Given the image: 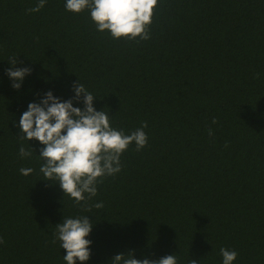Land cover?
Instances as JSON below:
<instances>
[{
    "label": "trees",
    "instance_id": "obj_1",
    "mask_svg": "<svg viewBox=\"0 0 264 264\" xmlns=\"http://www.w3.org/2000/svg\"><path fill=\"white\" fill-rule=\"evenodd\" d=\"M38 2L0 0V264H67L56 225L84 215L91 255L77 264L129 251L222 264V247L238 252L233 264H264V0H158L147 40L113 39L66 0L26 12ZM13 56L32 69L18 90L5 71ZM78 80L113 128L147 122V145L122 153L91 212L42 179L44 146L19 137L30 102L49 90L72 99Z\"/></svg>",
    "mask_w": 264,
    "mask_h": 264
},
{
    "label": "clouds",
    "instance_id": "obj_2",
    "mask_svg": "<svg viewBox=\"0 0 264 264\" xmlns=\"http://www.w3.org/2000/svg\"><path fill=\"white\" fill-rule=\"evenodd\" d=\"M45 3L46 0H39L36 6L26 9V12H39ZM157 3L158 0H66L65 9L74 13L90 10L97 30H108L113 39L125 37L136 40L139 37L140 40H147L150 38L148 27L152 23ZM16 57L9 58L12 67L5 71L12 81L11 86L18 90L32 69L16 67L20 63ZM73 91L75 96L66 101H61L49 90L39 103L30 102L19 119V137L28 142L35 139L44 146L39 152L43 160L39 169L42 179L58 181L64 195L73 199L76 205H82L86 212H91L92 207L103 208V202L94 205L87 202L97 195V185L103 182L104 177L121 171L122 153L133 143L137 151L147 145L148 136L144 131L147 122L142 121L139 128L125 134L123 130L111 126L105 111H97L93 107L96 96L80 80L73 83ZM73 100H82L84 107L73 106ZM212 123H217L215 118ZM208 135H213L211 128L208 129ZM31 154L23 144L20 146L19 155L22 158L30 157ZM33 171L32 168L20 169L24 176ZM92 227L93 222L87 215L63 218L56 225L53 243L58 240L60 247L66 250L63 259L67 264L90 259L89 246L92 241L86 237ZM220 255L223 257L222 264H233L238 252L222 247ZM111 264H178V258L170 254L159 259H137L133 251H129L112 257ZM190 264H197V261L192 259Z\"/></svg>",
    "mask_w": 264,
    "mask_h": 264
}]
</instances>
